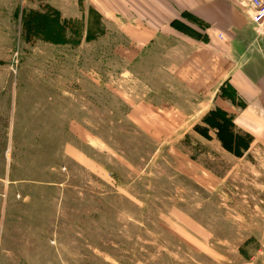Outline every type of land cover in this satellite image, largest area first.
<instances>
[{
  "label": "rangeland",
  "instance_id": "1",
  "mask_svg": "<svg viewBox=\"0 0 264 264\" xmlns=\"http://www.w3.org/2000/svg\"><path fill=\"white\" fill-rule=\"evenodd\" d=\"M174 6L0 0V264H264V118L224 148L236 92L176 79L208 24Z\"/></svg>",
  "mask_w": 264,
  "mask_h": 264
},
{
  "label": "crops",
  "instance_id": "2",
  "mask_svg": "<svg viewBox=\"0 0 264 264\" xmlns=\"http://www.w3.org/2000/svg\"><path fill=\"white\" fill-rule=\"evenodd\" d=\"M163 1L158 15L157 0H150L153 21L177 19L175 4L208 24L200 39L182 35L188 54L175 70L176 79L199 97L198 105L214 104L223 88H234V98L224 99L223 113L233 118L236 131L253 135L264 118V24L256 36L247 0ZM155 33L158 38L171 32Z\"/></svg>",
  "mask_w": 264,
  "mask_h": 264
},
{
  "label": "trees",
  "instance_id": "3",
  "mask_svg": "<svg viewBox=\"0 0 264 264\" xmlns=\"http://www.w3.org/2000/svg\"><path fill=\"white\" fill-rule=\"evenodd\" d=\"M60 30H63V28H60ZM61 36V31L55 33L54 38H59L56 43L63 41V39H60ZM208 116H211L212 119L207 120L206 123L211 124L217 130L218 136L223 141V146L227 151L235 155H242L250 148V136L235 130L232 117L223 112L216 111L210 112Z\"/></svg>",
  "mask_w": 264,
  "mask_h": 264
},
{
  "label": "built area",
  "instance_id": "4",
  "mask_svg": "<svg viewBox=\"0 0 264 264\" xmlns=\"http://www.w3.org/2000/svg\"><path fill=\"white\" fill-rule=\"evenodd\" d=\"M253 24L262 27L264 24V0H247Z\"/></svg>",
  "mask_w": 264,
  "mask_h": 264
}]
</instances>
